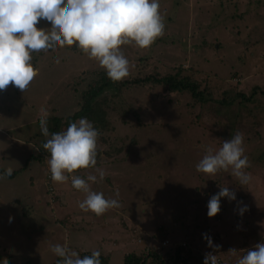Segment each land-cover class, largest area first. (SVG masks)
<instances>
[{
  "label": "rangeland",
  "instance_id": "1",
  "mask_svg": "<svg viewBox=\"0 0 264 264\" xmlns=\"http://www.w3.org/2000/svg\"><path fill=\"white\" fill-rule=\"evenodd\" d=\"M159 2L164 35L148 49L123 46L130 65L123 80L178 71L198 85L208 103L196 104L188 94L166 93L164 86L155 85L105 95L108 127L97 129L99 164L73 173L83 179L97 175L91 190L118 200L120 207L97 217L79 209L84 194L70 181L51 180L48 157L41 155L47 138L41 135L39 119L41 111L48 112V119L72 115L87 83L105 71L74 45L54 54L32 53L38 75L30 87L22 93L9 84L0 91V130L19 125L15 134L24 143L19 152L0 137V172L10 167L16 174L0 178L3 259L7 255L14 264H54L58 257L50 247L64 245L67 236L80 238L86 250L109 256L108 264H123L130 254L149 261L166 241L172 248L191 247L190 264H200L208 250L222 252L223 264H236L247 250L264 243V162L258 166L262 172L252 174L247 184L229 189L236 199L220 203L213 217L207 216L210 197L239 181L225 171L207 175L195 167L206 149L218 150L235 132L243 135L244 151L250 148L249 162L259 163L264 152V0ZM38 26L47 27L43 21ZM239 94L252 100L246 102ZM220 132L224 137L211 141ZM30 135L36 146H28ZM96 169L104 171L103 181ZM244 205L247 210L240 215ZM205 236L219 245L217 250L207 246ZM67 239L68 248L74 246Z\"/></svg>",
  "mask_w": 264,
  "mask_h": 264
},
{
  "label": "clouds",
  "instance_id": "2",
  "mask_svg": "<svg viewBox=\"0 0 264 264\" xmlns=\"http://www.w3.org/2000/svg\"><path fill=\"white\" fill-rule=\"evenodd\" d=\"M164 19L159 0H0V91L9 84L22 93L30 87L38 75L32 53L54 54L73 45L98 62L110 80L119 82L130 74L123 46L150 48L164 35ZM41 21L47 27L38 26ZM55 62L59 63V59ZM48 115L47 111H41L39 129L47 138L42 147L48 153L51 180L61 184L70 181L73 189L84 194L78 202L81 211L99 217L120 207L117 199L105 198L103 193L91 190L90 183L97 181V175L89 174L83 179L73 174L75 170L94 168L97 163L99 133L93 123L81 117L69 122L65 130L50 134ZM243 139L241 133L235 132L218 150L206 149L195 166L196 171L215 175L230 170L241 185L247 184L250 176L244 169L249 162L244 155ZM12 171L10 167L3 169L0 178L10 176ZM96 172L103 181L104 171L96 169ZM221 198L233 201L236 196L227 187H221L207 202L208 217L219 212ZM246 210L244 205L238 212L242 215ZM204 238L209 248L219 247L210 237ZM185 246H163L159 254ZM50 251L59 258L57 264H101L98 250L80 256L65 243L52 245ZM236 252L229 250L232 254ZM202 264H218L217 255L205 253ZM236 264H264V243L247 250Z\"/></svg>",
  "mask_w": 264,
  "mask_h": 264
},
{
  "label": "trees",
  "instance_id": "3",
  "mask_svg": "<svg viewBox=\"0 0 264 264\" xmlns=\"http://www.w3.org/2000/svg\"><path fill=\"white\" fill-rule=\"evenodd\" d=\"M86 82V81H85ZM84 82V83H85ZM146 85H155L162 87L164 86V91L166 93H176V94H188L190 98L193 100L194 103L199 105H206L208 100L204 99L205 96L198 92V85L194 82L189 80L187 77H181L180 73L177 71L175 74H165L164 76H158L156 74H150L144 76V78H138L133 80H121L119 82H113L110 80L105 72H101L95 74V79L89 81L87 83V89L84 90L78 100V106L76 111L64 118H50L48 119V130L49 133L59 132L62 129H66L69 122H75L81 117H86L90 120L96 129H106L108 127L106 113H105V106L107 105V100L105 95L111 91V93L115 96L122 91L129 89L130 87H144ZM239 97L246 100V102H250L252 98H245L242 94H239ZM42 135V134H41ZM43 136V135H42ZM219 136L224 137V132H220L216 138L212 139L213 142H219ZM44 137V136H43ZM244 147V146H243ZM46 152V151H45ZM42 151V157H48V153ZM250 151L248 148L244 151V155H246ZM253 152V151H252ZM256 152H258L256 150ZM260 156L258 158L259 163H252L249 162V166L244 169L249 176L255 174L256 172H262L260 168H258L259 164L263 161L264 162V152L259 153ZM99 154L97 153V166ZM264 169V163L261 166ZM17 173V172H16ZM230 177H233L230 174V170L226 172ZM251 173V174H250ZM16 174L13 173L9 177H14ZM232 178V179H233ZM234 182V179L232 180ZM234 184V183H233ZM239 184H235V186L230 187L228 189H233L237 186L239 188ZM232 186V185H231ZM247 186V185H245ZM249 190V187L245 188V191ZM220 190V188H219ZM228 200L227 198H221L220 202H224ZM185 219L184 221H186ZM188 221V220H187ZM187 224V223H186ZM193 236V235H192ZM215 250H217L215 248ZM78 253V252H77ZM80 256L90 255L89 253L81 254L78 253ZM194 254L191 250V247L185 246L184 248L179 247L176 248L175 251L172 249H167L163 251L161 254H152L153 256L147 261V257H137L134 254L126 255L123 257V264H190V258ZM214 255H217L218 264H223L225 260L224 255L222 252L215 251ZM5 259L0 257V264H14L11 262L9 256L4 255ZM109 256L102 257L100 255L101 264H108ZM59 258H57L54 264H57ZM202 259V258H201ZM201 259H199L200 264H202ZM195 262V261H194Z\"/></svg>",
  "mask_w": 264,
  "mask_h": 264
},
{
  "label": "crops",
  "instance_id": "4",
  "mask_svg": "<svg viewBox=\"0 0 264 264\" xmlns=\"http://www.w3.org/2000/svg\"><path fill=\"white\" fill-rule=\"evenodd\" d=\"M1 116V115H0ZM1 118V117H0ZM21 129V127H19V125L17 126V127H15V128H10L9 130H0V137L2 138V139H6V141L8 142V146L10 147V148H12V149H14V150H16V151H19V152H22V149H23V146H24V143L22 142V140H21V138L20 137H18L16 134H15V132L17 131V130H20ZM35 135V134H34ZM34 135H30L29 137H28V139H27V144H28V146H30L31 147V145L32 144H35V141H34V139H33V137H34ZM35 146H36V144H35ZM37 148V147H36ZM34 153H38V149H35L34 148ZM31 158H34V155L33 156H31ZM46 158V157H45ZM48 176V175H47ZM49 177V176H48ZM48 177H46V180H49L48 179ZM47 187H50V183L49 184H47ZM235 190L236 189H239V188H237V186L234 188ZM242 194H244V193H242ZM242 194H238V195H241V196H243ZM236 195V194H235ZM60 198H58L57 199V202L59 203V205H60ZM52 199L50 200V202L49 203H52ZM79 201V200H78ZM61 203H62V201H61ZM220 203H223V202H220ZM54 204L55 203H53L52 205L54 206ZM49 208V211H50V213L51 214H54V212H55V209L53 210L52 209V207H48ZM57 211V210H56ZM58 212V211H57ZM72 217H74V215L73 214H70ZM103 220L104 221H106L107 222V220H106V218H103ZM105 231H106V229L108 228V226H105L104 224H102V226H101ZM65 230H67V231H71V230H68V229H65ZM72 232V231H71ZM72 233H74V232H72ZM109 234H107V235H114V233H112V232H108ZM107 235L105 236V238L107 237ZM122 235V234H121ZM120 235V236H121ZM225 236H227V235H225ZM67 238H69L70 239V241H73L72 242V245H74V246H71L70 248H71V250H75L76 251V249L79 251V253H81V254H85V253H91V251H89V250H86L87 249V247H85V245L84 244H82L80 241H81V239L80 238H78V237H74V238H70V237H67V236H65V243L67 244L68 243V239ZM100 241H104V237L103 238H101L100 239ZM99 241V242H100ZM64 243V244H65ZM173 243H174V241H173ZM83 245V246H82ZM161 245V244H160ZM169 245H172L170 242H167L166 241V243L164 244V246H169ZM224 245V244H223ZM225 246V245H224ZM69 248V249H70ZM132 248H133V250L136 248V245L135 246H132ZM77 252V251H76Z\"/></svg>",
  "mask_w": 264,
  "mask_h": 264
},
{
  "label": "built area",
  "instance_id": "5",
  "mask_svg": "<svg viewBox=\"0 0 264 264\" xmlns=\"http://www.w3.org/2000/svg\"><path fill=\"white\" fill-rule=\"evenodd\" d=\"M48 179H50V177H48ZM209 252H212V254H214L215 252L213 250H210ZM203 258V257H202ZM202 261V259H201Z\"/></svg>",
  "mask_w": 264,
  "mask_h": 264
}]
</instances>
